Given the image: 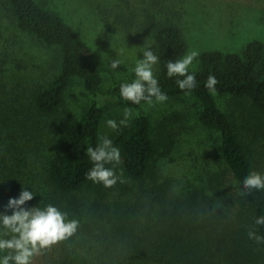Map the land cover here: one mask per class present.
<instances>
[{"label":"trees","instance_id":"16d2710c","mask_svg":"<svg viewBox=\"0 0 264 264\" xmlns=\"http://www.w3.org/2000/svg\"><path fill=\"white\" fill-rule=\"evenodd\" d=\"M11 24L56 51L52 73L42 82L19 81L0 51V214L11 215L9 199L25 189L35 196L24 207L51 204L79 221L77 233L57 244L59 256L44 264H264V243L248 238L249 231L264 236V225L255 224L264 215V191L241 192L250 172H264L216 99L246 102L264 119V41H251L241 53H201L199 68L189 70L197 86L181 90L176 80L182 77L169 78L166 65L187 51L182 31L146 14L161 91L168 99L193 100L198 123L216 136L214 170L202 189L183 194L154 178L160 143L147 103L120 96V85L130 82L104 89L92 48L38 0H0V50L7 49ZM210 74L218 80L215 94L205 87ZM76 79L91 100L81 114L64 118L65 93ZM100 96L134 112L113 136L129 185L101 188L86 178L93 166L87 149L101 142Z\"/></svg>","mask_w":264,"mask_h":264},{"label":"rangeland","instance_id":"374dc122","mask_svg":"<svg viewBox=\"0 0 264 264\" xmlns=\"http://www.w3.org/2000/svg\"><path fill=\"white\" fill-rule=\"evenodd\" d=\"M38 1L55 9L92 48L104 89L120 82H132L135 79L133 69L138 59H143L141 52L149 47L154 50L152 32L145 27L147 13L180 27L187 44L186 53L192 50L198 51L199 56L209 50L241 53L251 41H264V0ZM7 38V49L0 51L19 81L42 82L52 73V64L56 63L53 48L42 45L12 24L9 25ZM199 56L189 70L199 68ZM116 58L121 59L123 64L114 71L110 70L108 65ZM157 68L158 64L154 66V75ZM216 99L264 172V119L246 102H235L227 96ZM90 100L91 95L81 81L74 80L65 93L62 108L64 118L81 114ZM99 101L104 110L100 138L107 136L113 141L116 130L109 128L106 121L113 119L119 125L124 118L125 108L105 96H100ZM143 107L153 122L154 137L160 143V153L153 167L154 178L171 183L183 194L202 189L208 178L207 173L215 168L212 158L217 154L216 136L198 123L193 100L189 97L170 98L166 102L151 106L144 104ZM131 112L132 117L128 122L134 116V112ZM162 121L166 122L162 125ZM105 166L114 169L116 175L121 177L123 182L118 181L115 186L129 185L124 178L122 158L119 163ZM149 183H152L150 179ZM100 186L105 188L102 184ZM59 253L55 245L43 255L36 256L33 264H44L55 259Z\"/></svg>","mask_w":264,"mask_h":264},{"label":"clouds","instance_id":"9594fccd","mask_svg":"<svg viewBox=\"0 0 264 264\" xmlns=\"http://www.w3.org/2000/svg\"><path fill=\"white\" fill-rule=\"evenodd\" d=\"M141 53L143 59H138L133 69L135 79L120 85V96L123 100L137 105L142 101L150 106L154 103L166 102L168 97L161 91L153 71L154 66L159 62V57L151 47L145 48ZM198 56V51L192 50L182 59L168 61L167 76L182 77L176 80L179 89L190 91L197 86L196 77L189 73V67ZM122 64L123 61L116 58L111 60L108 67L114 71ZM217 84V78L210 74L205 87L215 94ZM123 115L124 118L120 120L119 125L115 120L108 119L107 126L113 130H117L119 126H127L132 117L131 109L125 108ZM100 141L95 148L87 149V155L93 166L87 172L86 178L93 183L111 188L118 181H123L116 175L114 169L105 165L119 163L121 153L107 136L101 137ZM253 191H264V174L252 171L243 180L242 194L249 195ZM34 196L32 191L22 189L19 198H10L8 201L6 207L12 210V214H0V254H2L0 264H33L36 256L43 255L53 246L69 240L77 233L79 221L69 219L68 214L56 206L48 204L44 208L24 207ZM255 224L264 225V215L257 217ZM248 238L257 243H264V236L257 235L255 231H249Z\"/></svg>","mask_w":264,"mask_h":264}]
</instances>
